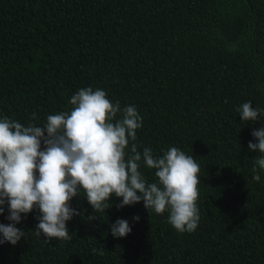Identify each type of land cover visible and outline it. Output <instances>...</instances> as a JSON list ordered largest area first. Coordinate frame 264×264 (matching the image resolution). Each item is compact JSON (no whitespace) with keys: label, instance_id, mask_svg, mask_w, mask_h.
<instances>
[{"label":"trees","instance_id":"1","mask_svg":"<svg viewBox=\"0 0 264 264\" xmlns=\"http://www.w3.org/2000/svg\"><path fill=\"white\" fill-rule=\"evenodd\" d=\"M88 87L136 107L138 151L194 157L198 227L180 233L167 211L120 208L115 195L96 214L81 190L70 240L37 236L34 209L16 225L25 237L0 244V264H264V170L254 181L260 154L248 148L264 116L237 111L248 101L264 109V0H0V119L43 126ZM118 219L132 228L126 237L111 233Z\"/></svg>","mask_w":264,"mask_h":264},{"label":"clouds","instance_id":"2","mask_svg":"<svg viewBox=\"0 0 264 264\" xmlns=\"http://www.w3.org/2000/svg\"><path fill=\"white\" fill-rule=\"evenodd\" d=\"M69 103L73 106L70 112L48 115L43 126L0 119V215L7 204V219L12 222L0 223V244L16 245L25 237L16 225L21 214L34 209L40 212L37 236L43 234L48 241L70 240L67 222L80 215L71 201L81 190L96 214L109 209L115 195L122 197L120 208L143 201L149 212L162 215L167 211L168 222L178 232H194L200 220V165L194 157L177 147L163 156H154L148 147L138 151L135 141L143 118L135 106L121 108L119 101L113 103L103 89L81 88ZM237 111L243 121L264 116V109L254 108L251 101ZM252 135L258 143L249 141L248 148L260 154L252 178L259 182L258 168L264 170V127ZM141 162L155 170L157 182L144 178ZM87 219L95 220L97 215ZM131 231L125 219L111 225L117 238ZM98 254L104 255V249Z\"/></svg>","mask_w":264,"mask_h":264}]
</instances>
